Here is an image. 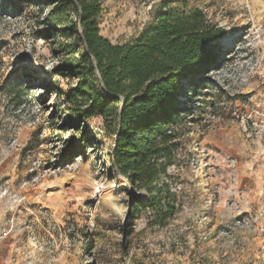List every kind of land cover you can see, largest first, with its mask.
<instances>
[{"label": "rangeland", "instance_id": "374dc122", "mask_svg": "<svg viewBox=\"0 0 264 264\" xmlns=\"http://www.w3.org/2000/svg\"><path fill=\"white\" fill-rule=\"evenodd\" d=\"M101 1L100 35L124 44L175 0ZM188 3L221 29V58L187 94L181 208L161 225L111 169L100 119L72 123L47 4L0 0V264H264V0Z\"/></svg>", "mask_w": 264, "mask_h": 264}, {"label": "trees", "instance_id": "16d2710c", "mask_svg": "<svg viewBox=\"0 0 264 264\" xmlns=\"http://www.w3.org/2000/svg\"><path fill=\"white\" fill-rule=\"evenodd\" d=\"M22 2H45L44 20L55 32L46 39L62 38L61 48H71L72 62L59 70L75 80L64 94L72 123L100 119L111 140V169L146 193V201L136 202L149 222L164 225L181 208L169 169L178 165L186 125L194 120L187 94L220 60L221 29L199 5L175 0L160 3L138 37L112 44L100 35L101 0Z\"/></svg>", "mask_w": 264, "mask_h": 264}, {"label": "built area", "instance_id": "2783aa9c", "mask_svg": "<svg viewBox=\"0 0 264 264\" xmlns=\"http://www.w3.org/2000/svg\"><path fill=\"white\" fill-rule=\"evenodd\" d=\"M9 231L5 230L0 234V240L8 235Z\"/></svg>", "mask_w": 264, "mask_h": 264}, {"label": "crops", "instance_id": "0c3cea01", "mask_svg": "<svg viewBox=\"0 0 264 264\" xmlns=\"http://www.w3.org/2000/svg\"><path fill=\"white\" fill-rule=\"evenodd\" d=\"M5 264H6V262H5Z\"/></svg>", "mask_w": 264, "mask_h": 264}]
</instances>
